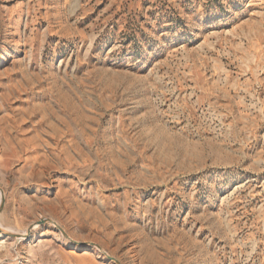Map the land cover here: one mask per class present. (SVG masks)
I'll return each mask as SVG.
<instances>
[{
  "label": "rangeland",
  "instance_id": "rangeland-1",
  "mask_svg": "<svg viewBox=\"0 0 264 264\" xmlns=\"http://www.w3.org/2000/svg\"><path fill=\"white\" fill-rule=\"evenodd\" d=\"M8 44L0 264H264V0H0Z\"/></svg>",
  "mask_w": 264,
  "mask_h": 264
},
{
  "label": "bare ground",
  "instance_id": "bare-ground-1",
  "mask_svg": "<svg viewBox=\"0 0 264 264\" xmlns=\"http://www.w3.org/2000/svg\"><path fill=\"white\" fill-rule=\"evenodd\" d=\"M12 43L16 46L17 49H20V48H21V42H20L18 39L14 38L13 41H12ZM11 55H12V50H11L10 45L8 44V45L5 47V51H4L3 55H1V64H0V65L5 64L6 61L9 60V58L11 57ZM1 192H2V191H1ZM2 193H3V192H2ZM50 221L53 223V220H52V219H50ZM54 222H57V221L54 220ZM55 225H56V226H59V228H61V229H60L61 231H65V230H64L59 224L56 223ZM8 232H9V231H8ZM15 234H17V233H15ZM92 243H93L95 246L99 247L100 249L102 248V250H106L105 247H101L100 244H98V243H96V242H91V244H92ZM93 244H92V245H93ZM107 255L110 256L109 253H107ZM113 257H114V256H113ZM114 258H115V262H118V261H117V258H116V257H114ZM118 263H119V262H118Z\"/></svg>",
  "mask_w": 264,
  "mask_h": 264
},
{
  "label": "water",
  "instance_id": "water-1",
  "mask_svg": "<svg viewBox=\"0 0 264 264\" xmlns=\"http://www.w3.org/2000/svg\"><path fill=\"white\" fill-rule=\"evenodd\" d=\"M1 190V189H0ZM2 191V190H1ZM46 220H42V221H39V223L41 222H45ZM33 227V225H31V227L29 228V230H31V228ZM61 229V228H60ZM64 233H66L65 231H63ZM12 234H15V233H12ZM114 261H115V258L113 256H110ZM118 263V262H117Z\"/></svg>",
  "mask_w": 264,
  "mask_h": 264
}]
</instances>
